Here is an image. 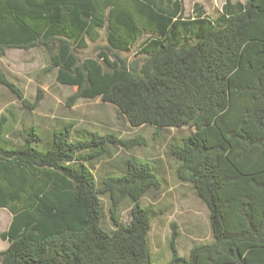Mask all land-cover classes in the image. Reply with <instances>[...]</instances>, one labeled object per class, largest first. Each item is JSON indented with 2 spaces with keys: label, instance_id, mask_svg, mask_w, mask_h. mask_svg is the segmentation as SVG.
Listing matches in <instances>:
<instances>
[{
  "label": "trees",
  "instance_id": "obj_1",
  "mask_svg": "<svg viewBox=\"0 0 264 264\" xmlns=\"http://www.w3.org/2000/svg\"><path fill=\"white\" fill-rule=\"evenodd\" d=\"M182 13V0H0V57L43 47L46 70L77 86L68 106L100 97L133 127L194 128L171 153L178 177L209 210L213 239L181 255L172 224L162 264H264V0H226L216 17ZM102 29L106 46L81 58ZM144 34L141 59L119 55ZM0 85L28 109L41 98L38 90L28 100L1 64ZM72 128L54 129L45 147L34 127L20 146L0 145V208L11 214L0 264H159L148 242L151 210L141 204L160 185L152 164L129 158L123 173L99 184L87 165L108 143L141 140L98 132L72 140ZM101 194L111 203V230ZM125 198L130 219L122 223L116 213Z\"/></svg>",
  "mask_w": 264,
  "mask_h": 264
},
{
  "label": "rangeland",
  "instance_id": "obj_2",
  "mask_svg": "<svg viewBox=\"0 0 264 264\" xmlns=\"http://www.w3.org/2000/svg\"><path fill=\"white\" fill-rule=\"evenodd\" d=\"M238 1V0H231ZM244 2L245 0H239ZM226 0H182L183 16H194L198 9L216 17ZM144 34L129 51L119 55L128 60L141 59L138 53L139 42L146 38ZM87 47L81 49V58L95 57L97 51L107 44L105 30H100L97 41L88 40ZM110 56L113 58L111 52ZM49 55L43 47L27 50L11 48L0 57V64L7 76L23 90L25 97L33 102L38 90L41 98L34 109H28L8 88L0 85V117L3 132L0 145L18 147L22 144L26 132L31 127L41 135V146L51 140L52 131L72 122L71 139H83L93 132L114 133L121 139L139 138V144L125 148L119 144L108 143L104 155L92 159L87 165L94 173L98 184L106 175H120L126 168L129 158L149 161L160 181L158 188H150L141 198V204L151 210V228L148 242L153 260L162 264L171 257L169 238L172 224L178 232L177 248L181 255H187L192 246L213 239L209 223V210L198 196L193 184L181 180L177 175L178 161L171 153L172 144L180 143L183 137L194 130L192 127H166L156 130L151 125L131 126L124 115L112 104L100 97L79 98L72 106L66 99L77 91V86L64 85L56 79V69L46 70ZM2 128V129H3ZM104 210V227L114 228L108 209L111 205L107 194L100 195ZM131 201L125 198L117 208V216L122 223L130 219ZM11 219L8 210L0 208V233L7 229ZM8 242L0 238V251Z\"/></svg>",
  "mask_w": 264,
  "mask_h": 264
}]
</instances>
